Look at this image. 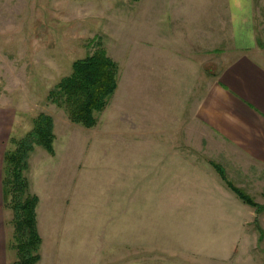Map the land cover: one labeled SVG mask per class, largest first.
<instances>
[{"label":"rangeland","instance_id":"obj_1","mask_svg":"<svg viewBox=\"0 0 264 264\" xmlns=\"http://www.w3.org/2000/svg\"><path fill=\"white\" fill-rule=\"evenodd\" d=\"M226 19L223 0H0V107L12 115L7 148L40 114L53 123L52 153L35 144L25 171L38 197L35 264H262L260 239L241 240L237 257L227 258L235 233L223 221L228 216L198 215L200 178L177 174L186 155L196 170L190 154L209 141L192 107L201 81L215 73ZM99 45L117 63V87L86 127L48 93ZM185 145L193 152L177 150ZM167 156L173 167L163 178ZM4 218L6 264H15L9 207Z\"/></svg>","mask_w":264,"mask_h":264},{"label":"crops","instance_id":"obj_2","mask_svg":"<svg viewBox=\"0 0 264 264\" xmlns=\"http://www.w3.org/2000/svg\"><path fill=\"white\" fill-rule=\"evenodd\" d=\"M223 1L227 7L226 44L216 57L215 73L205 85L201 81L203 89L192 107L193 123L199 134L206 133L209 141L206 145L200 143L202 153L190 154L196 159L192 164L196 170L188 169L191 163L185 160L186 155L180 161L177 174L178 178H200L194 205L198 215H211L214 221L216 216L218 220L229 217L223 221L235 232L228 240L233 242L231 255L227 253L230 260L237 257L235 248L242 244L241 240L248 246L249 241L257 243L260 239L259 245L264 247V49L257 34L254 0ZM259 7H262L260 26L264 31V0H260ZM11 117L8 108L0 107V264H6L2 178L4 151L12 129ZM182 149L193 152L189 145L177 148ZM204 153L263 208L257 211L225 187L218 169L205 160ZM170 156L169 159L164 157V165L162 160L158 161V166L167 167L163 178H170L169 170L173 167ZM199 166L204 167L206 174ZM261 253L264 256V250Z\"/></svg>","mask_w":264,"mask_h":264},{"label":"trees","instance_id":"obj_3","mask_svg":"<svg viewBox=\"0 0 264 264\" xmlns=\"http://www.w3.org/2000/svg\"><path fill=\"white\" fill-rule=\"evenodd\" d=\"M118 66L100 45L93 52L76 59L71 71L49 91L48 99L63 107L72 122L90 127L96 113L108 103L117 87ZM53 123L51 116L40 114L34 119L32 130L24 138L15 140L14 150L5 149L3 156V200L13 213L14 247L18 259L15 264H35L39 259L41 242L36 225L37 195L29 191L25 175L27 159L35 144L52 153ZM227 186L246 204L260 211L248 194L233 185L219 170Z\"/></svg>","mask_w":264,"mask_h":264}]
</instances>
